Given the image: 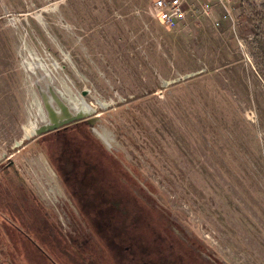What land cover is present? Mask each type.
<instances>
[{
    "label": "rangeland",
    "instance_id": "1",
    "mask_svg": "<svg viewBox=\"0 0 264 264\" xmlns=\"http://www.w3.org/2000/svg\"><path fill=\"white\" fill-rule=\"evenodd\" d=\"M221 1L0 0V264H264V0Z\"/></svg>",
    "mask_w": 264,
    "mask_h": 264
},
{
    "label": "built area",
    "instance_id": "2",
    "mask_svg": "<svg viewBox=\"0 0 264 264\" xmlns=\"http://www.w3.org/2000/svg\"><path fill=\"white\" fill-rule=\"evenodd\" d=\"M198 1L200 0H152L157 17L169 29L177 28L185 23L188 14L193 11ZM205 1L208 3L203 4V13L207 15L212 8L211 0Z\"/></svg>",
    "mask_w": 264,
    "mask_h": 264
},
{
    "label": "trees",
    "instance_id": "3",
    "mask_svg": "<svg viewBox=\"0 0 264 264\" xmlns=\"http://www.w3.org/2000/svg\"><path fill=\"white\" fill-rule=\"evenodd\" d=\"M259 30H260V34H262V36H264V29H261V28H259Z\"/></svg>",
    "mask_w": 264,
    "mask_h": 264
},
{
    "label": "bare ground",
    "instance_id": "4",
    "mask_svg": "<svg viewBox=\"0 0 264 264\" xmlns=\"http://www.w3.org/2000/svg\"><path fill=\"white\" fill-rule=\"evenodd\" d=\"M40 129L36 130V133H39Z\"/></svg>",
    "mask_w": 264,
    "mask_h": 264
},
{
    "label": "flooded vegetation",
    "instance_id": "5",
    "mask_svg": "<svg viewBox=\"0 0 264 264\" xmlns=\"http://www.w3.org/2000/svg\"><path fill=\"white\" fill-rule=\"evenodd\" d=\"M89 184H90V183H89ZM89 184H87V185H89ZM87 187H89V186H87ZM87 187H86V188H87ZM90 187H92V186H90Z\"/></svg>",
    "mask_w": 264,
    "mask_h": 264
}]
</instances>
